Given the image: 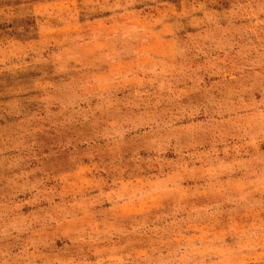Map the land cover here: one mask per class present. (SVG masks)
Returning <instances> with one entry per match:
<instances>
[{"label":"rangeland","instance_id":"1","mask_svg":"<svg viewBox=\"0 0 264 264\" xmlns=\"http://www.w3.org/2000/svg\"><path fill=\"white\" fill-rule=\"evenodd\" d=\"M0 264H264V0H0Z\"/></svg>","mask_w":264,"mask_h":264}]
</instances>
